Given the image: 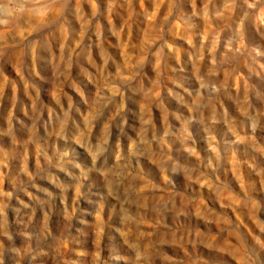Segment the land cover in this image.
Returning a JSON list of instances; mask_svg holds the SVG:
<instances>
[{
	"label": "rangeland",
	"instance_id": "1",
	"mask_svg": "<svg viewBox=\"0 0 264 264\" xmlns=\"http://www.w3.org/2000/svg\"><path fill=\"white\" fill-rule=\"evenodd\" d=\"M0 264H264V0H0Z\"/></svg>",
	"mask_w": 264,
	"mask_h": 264
}]
</instances>
